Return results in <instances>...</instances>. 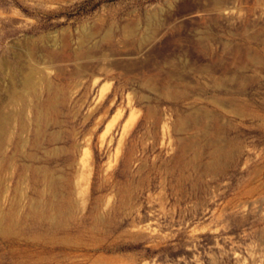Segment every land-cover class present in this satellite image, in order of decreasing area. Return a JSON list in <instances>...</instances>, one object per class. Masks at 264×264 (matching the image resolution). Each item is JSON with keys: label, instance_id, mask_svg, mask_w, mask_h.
Masks as SVG:
<instances>
[{"label": "rangeland", "instance_id": "obj_1", "mask_svg": "<svg viewBox=\"0 0 264 264\" xmlns=\"http://www.w3.org/2000/svg\"><path fill=\"white\" fill-rule=\"evenodd\" d=\"M5 115L0 264H264V0H0Z\"/></svg>", "mask_w": 264, "mask_h": 264}, {"label": "bare ground", "instance_id": "obj_2", "mask_svg": "<svg viewBox=\"0 0 264 264\" xmlns=\"http://www.w3.org/2000/svg\"><path fill=\"white\" fill-rule=\"evenodd\" d=\"M27 81L29 82V79H24V83H27ZM6 115L2 117V119L0 120V145L2 142V135L5 133L6 131V123H7V119H6ZM1 148V147H0ZM42 216V215H41ZM44 216V215H43ZM46 218V216H44Z\"/></svg>", "mask_w": 264, "mask_h": 264}]
</instances>
